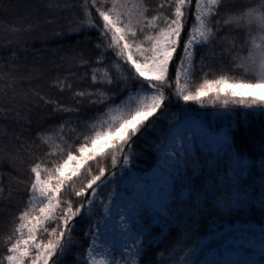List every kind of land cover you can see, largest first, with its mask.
I'll use <instances>...</instances> for the list:
<instances>
[{
    "label": "snow or ice",
    "instance_id": "snow-or-ice-1",
    "mask_svg": "<svg viewBox=\"0 0 264 264\" xmlns=\"http://www.w3.org/2000/svg\"><path fill=\"white\" fill-rule=\"evenodd\" d=\"M38 7L49 23L70 16L69 31L92 45L60 57L51 86L88 84L67 105L20 87L35 69L21 72L5 41L0 200L18 192L21 202L11 215L0 209V264H142L150 248L155 264H264V120L249 127L264 117V0ZM38 22L19 18L5 31ZM141 138L152 160L143 168Z\"/></svg>",
    "mask_w": 264,
    "mask_h": 264
},
{
    "label": "trees",
    "instance_id": "trees-1",
    "mask_svg": "<svg viewBox=\"0 0 264 264\" xmlns=\"http://www.w3.org/2000/svg\"><path fill=\"white\" fill-rule=\"evenodd\" d=\"M41 0H0V64L4 60L9 59V53L12 50L10 46L5 45L6 40H11L18 53L17 59L14 64L19 67L21 72L27 71L29 68L35 69L33 72L34 78L29 84L27 81H22L20 87L27 85L28 87H36L42 89L48 96L56 97L63 103L72 104L73 97L72 92L77 88H84L87 86L88 81H73L72 89H65L61 92L58 86H51V76H54L57 71V62L60 57H69L72 55L73 50L79 52L81 49L85 52H89L92 45L86 42L84 35H77L75 32L69 31L68 20L71 19L68 15H61L57 19L47 22L42 14L38 5ZM35 15L39 18V22L36 26L27 32L11 33L5 31V24L8 21L24 18L31 20ZM53 31L60 32V35H52ZM88 37L95 38L94 32H88ZM6 67V66H5ZM63 67V66H60ZM15 70V69H14ZM46 109L43 105H38L37 112H44ZM231 119L234 122L239 121V114H233ZM264 120V117L251 116L249 117V127L258 129L260 122ZM162 123V122H161ZM150 140H154L156 137L153 132L146 134ZM150 140L141 138L134 148L144 155L137 159V164L143 168L152 163L151 153L148 151L150 147ZM245 151L249 153L251 157H258L259 153H252L250 149L245 148ZM27 159V158H26ZM93 168L95 165L92 166ZM9 166L5 163L0 172L3 173V178H8ZM79 183V180L76 181ZM21 202V196L18 192H13L8 204H5L0 200V209H9L8 214L11 215V211H14L15 207H18ZM253 223H259V217L252 218ZM7 226V221L4 217H0V233H3ZM80 227L79 225L77 226ZM159 229L153 227V232H157ZM80 233H74V236H78ZM159 245H156L158 248ZM155 248H150L145 254L142 264H155L152 258V251ZM179 258V253H177ZM71 258V257H70Z\"/></svg>",
    "mask_w": 264,
    "mask_h": 264
},
{
    "label": "rangeland",
    "instance_id": "rangeland-1",
    "mask_svg": "<svg viewBox=\"0 0 264 264\" xmlns=\"http://www.w3.org/2000/svg\"><path fill=\"white\" fill-rule=\"evenodd\" d=\"M196 107H198V106H196ZM201 114H203V113H201ZM223 121H222V118H221V120L220 121H218V123H222Z\"/></svg>",
    "mask_w": 264,
    "mask_h": 264
}]
</instances>
